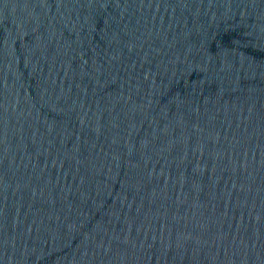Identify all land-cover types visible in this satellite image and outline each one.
<instances>
[{
    "label": "water",
    "instance_id": "water-1",
    "mask_svg": "<svg viewBox=\"0 0 264 264\" xmlns=\"http://www.w3.org/2000/svg\"><path fill=\"white\" fill-rule=\"evenodd\" d=\"M0 264H264V0H0Z\"/></svg>",
    "mask_w": 264,
    "mask_h": 264
}]
</instances>
